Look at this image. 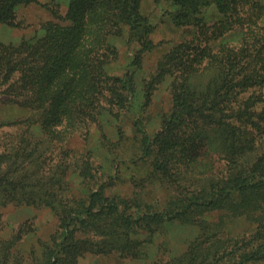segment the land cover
<instances>
[{"label":"rangeland","instance_id":"rangeland-1","mask_svg":"<svg viewBox=\"0 0 264 264\" xmlns=\"http://www.w3.org/2000/svg\"><path fill=\"white\" fill-rule=\"evenodd\" d=\"M72 1H82L78 8L82 15L88 13L92 18L94 8L104 9L113 17L103 35L94 39L96 44L101 40L98 54L91 52L87 57L88 71L86 67L79 74L87 88L86 98L67 110L50 111L47 106L45 118L33 110V95L13 100L2 93L4 86H0V152L9 151L16 143V155L23 164L19 169L0 159V170L15 172L10 179L17 185L34 179L39 185L45 183L52 193L32 200L0 199V264H163L184 254L195 240L208 237L210 246L215 237L212 233H220L213 226L215 216L205 218L209 231L174 221L165 222L164 228L154 232L131 233L134 230L130 229L118 238L111 234L109 219L97 213L90 234L76 232L77 237L89 236L96 244L83 245L77 252L73 249L67 262L51 253L63 242L60 202L74 206L90 202L93 210L111 198L120 204L133 197L153 206L166 203L170 190L159 183L163 177L160 172L152 174L142 135L146 133L152 140L160 133L157 136L162 151L171 136L178 155L188 160L196 157L193 150L202 144L196 139L205 138V133L219 135L217 130H200V125L209 129L202 119L198 124L188 123L184 132L165 133L163 124L173 111L175 96L182 93L188 104L203 99L205 92L195 91L213 83V75L223 63L228 64V54L231 57L237 53L233 67L243 72L253 62L264 61V0H138L141 19L137 23L141 24L138 28L137 23L133 25L135 29L123 17L128 0H36L18 7L17 26L0 22V42L18 43L22 38L38 36L44 21L68 24L65 15L71 12ZM138 30L143 32L140 39ZM100 60L104 62L98 68ZM129 75L134 93L120 102L116 90L122 99L125 93L118 89L117 79ZM59 85L58 90L68 87ZM236 90L237 101L232 104V99L226 112L249 107L251 119H231L247 131L245 135L255 138L254 155L264 157V84L245 89L237 86ZM219 156L214 155V163ZM28 159L33 179L23 181ZM198 174L181 176L178 183L198 188L210 175L206 171ZM172 176L167 179H177V175ZM12 182L0 180L7 187L13 186ZM44 201L53 203L57 213ZM251 230L252 225L242 216L228 221L224 232L240 235ZM126 242H134V246L123 251L119 246Z\"/></svg>","mask_w":264,"mask_h":264},{"label":"trees","instance_id":"trees-1","mask_svg":"<svg viewBox=\"0 0 264 264\" xmlns=\"http://www.w3.org/2000/svg\"><path fill=\"white\" fill-rule=\"evenodd\" d=\"M35 1L0 0V22L10 27L17 26L18 7ZM81 4L82 1L77 3L72 1L71 12L65 15L66 20L70 21L68 24L44 21L38 36L30 39L22 38L18 43L0 42V86H4L2 93L13 100L18 96L33 95L35 97L32 100L33 110L38 115H44L45 118H47V106L51 107L50 111L67 110L69 106H75L86 98L87 88L82 84L83 80L81 81L79 74L86 67L88 71L87 57L91 52L98 54L101 40L96 44L94 39L103 35L113 19L104 9L101 12L94 11L93 8L92 18L88 13L82 15L78 13ZM123 17L126 24L134 28L133 25L141 19L138 13V0H128ZM140 24L137 23V28ZM136 34L140 39L143 32L138 30ZM226 57L229 58L228 64L223 63L222 68L213 75V83L205 89H194L195 93L205 92L203 99L197 104H188L182 99V93L175 96L171 108L173 111L163 124L165 133L176 130L184 132V128L190 126L188 123L198 124L199 119H202V123L208 125L209 129L200 125L198 126L200 130L205 132L217 130L219 134L217 136L205 133V138L196 139V142L202 144L193 150L196 154L195 158L188 160L178 155L171 136L164 142L162 151L157 136L160 133L152 140L146 133L142 135L145 154L151 157L152 174L160 172L163 177L159 183L170 190L166 203L153 206L152 203L141 202L138 197H133L127 200L126 204H120L115 198H111L98 210H93L90 208V202L79 206L63 205L60 202L58 214H61L63 242L61 246L58 245L51 251L53 255L56 257L59 255L67 262L73 249L77 252L83 245L96 244L89 236L77 237L76 232L90 234L96 226L97 213L109 219L108 221L112 223L111 234L118 238L126 236L130 229L134 230L131 233L140 232L136 230L154 232L161 226L164 228L165 222L174 221L193 224L208 230L205 218L207 216L210 220L211 216H215L217 220L214 221L213 226L220 233H212L215 237H212L210 246L207 245L210 240L208 237L195 240L184 254L163 264H256L264 261V157L254 155L255 138L245 135V130L238 127L231 119H251L249 107L226 112L232 99V104L237 101L239 94L236 90L237 86H243L245 89L248 86L264 84V61L253 62L243 72L233 67L236 65L237 53H233L231 57L228 54ZM103 62L100 60L96 63V67L100 68ZM26 70H30L31 74H27ZM117 80L118 89L125 93L122 99L121 94L116 90L117 98L120 102H124L126 97L134 93L133 80L130 75L126 79ZM88 82L86 76L85 83ZM60 83L68 87L58 90ZM27 84L30 85L26 87ZM243 121L246 120L241 122ZM245 133L247 134V131ZM15 146L16 143L9 151L0 152V159L22 169L23 164L16 155L18 148H14ZM36 152L38 153V149ZM219 154L222 156L220 157ZM214 155H218V159L221 160L218 162V167L215 165L218 159L214 163ZM30 164L29 159L26 160L22 174L23 181L33 179ZM205 171L210 175L198 188L185 187L178 183L181 176L190 177ZM14 175L15 172L0 170V180L4 178L12 182L10 177ZM172 175H177V179L169 181L167 176ZM24 182L19 181V185L12 182L14 185L11 187L0 184V199L17 201V198L32 200L35 197L39 199L47 195L52 196L45 183L39 185L34 179L32 183ZM171 186H174V189ZM44 202L55 210L53 203ZM242 216L250 222L254 230L240 235H225L226 223ZM133 246L134 242H126L119 247L126 251ZM139 252L140 247L135 253Z\"/></svg>","mask_w":264,"mask_h":264}]
</instances>
